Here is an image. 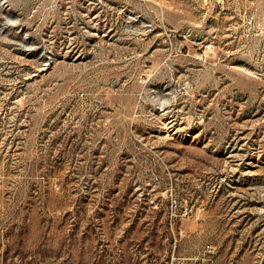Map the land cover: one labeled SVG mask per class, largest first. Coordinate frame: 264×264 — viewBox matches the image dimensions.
<instances>
[{"label": "rangeland", "instance_id": "374dc122", "mask_svg": "<svg viewBox=\"0 0 264 264\" xmlns=\"http://www.w3.org/2000/svg\"><path fill=\"white\" fill-rule=\"evenodd\" d=\"M0 174L5 253L88 263L89 180L124 264H264V0H0Z\"/></svg>", "mask_w": 264, "mask_h": 264}, {"label": "built area", "instance_id": "2783aa9c", "mask_svg": "<svg viewBox=\"0 0 264 264\" xmlns=\"http://www.w3.org/2000/svg\"><path fill=\"white\" fill-rule=\"evenodd\" d=\"M58 131V130H57ZM56 131V132H57ZM54 132V133H56ZM53 136V134H49L48 137L40 143L39 153L42 154L45 152L47 147L49 146L48 140ZM70 170H75L77 167H69ZM95 182H89V180H81L72 182L70 185V195L63 196L59 198L61 201H69L75 204H83V205H94V208L98 210L96 215H92L86 219V221L81 224L77 217L62 216L59 218L58 223L63 224L62 226L65 228L66 232H73L79 229H85L96 235V239H94L93 252L94 255L92 259L85 264H124L122 260V229L116 234V240L114 244L108 243L105 239L107 226L112 225V228H115L113 224L116 217H120L121 215L111 213H107L105 211V207L107 204L112 203L114 201V197H109L105 195L98 194V189L94 186ZM5 188V177L0 174V191ZM55 191L62 190L60 186L54 185ZM136 200L140 203H146L148 198L145 197H137ZM150 201V200H149ZM150 203L154 204L153 201ZM155 204H158L155 203ZM168 214L171 218H185L189 214V210L187 208L178 209L177 202L175 200H169L168 202ZM154 208L156 210L164 209L161 205H155ZM161 208V209H160ZM103 215H100L99 213ZM80 225H84V227L80 228ZM1 233V232H0ZM4 246V243L1 244ZM206 253H211L210 246H206V248L197 254L196 256H187V257H174L173 255L169 257L168 260L165 261L164 264H209V257L206 256ZM140 254L139 252H134V257L136 258ZM140 256V255H139ZM147 257V254H143L141 258ZM46 256H41V254H14V253H5L0 249V264H84L83 262L79 263L76 260L68 259L63 256H50L46 260ZM152 261H149L147 258L142 262V264H150Z\"/></svg>", "mask_w": 264, "mask_h": 264}]
</instances>
